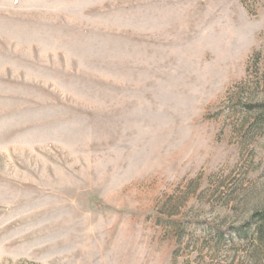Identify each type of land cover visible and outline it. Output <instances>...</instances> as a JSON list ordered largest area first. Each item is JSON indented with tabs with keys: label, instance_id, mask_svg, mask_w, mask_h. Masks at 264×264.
<instances>
[{
	"label": "rangeland",
	"instance_id": "obj_1",
	"mask_svg": "<svg viewBox=\"0 0 264 264\" xmlns=\"http://www.w3.org/2000/svg\"><path fill=\"white\" fill-rule=\"evenodd\" d=\"M264 0H0V264H264Z\"/></svg>",
	"mask_w": 264,
	"mask_h": 264
},
{
	"label": "trees",
	"instance_id": "obj_2",
	"mask_svg": "<svg viewBox=\"0 0 264 264\" xmlns=\"http://www.w3.org/2000/svg\"><path fill=\"white\" fill-rule=\"evenodd\" d=\"M217 243H225L228 241H234L235 238L249 239L253 245H264V211L256 212L252 215L249 222L236 229L229 228L228 230H216Z\"/></svg>",
	"mask_w": 264,
	"mask_h": 264
}]
</instances>
